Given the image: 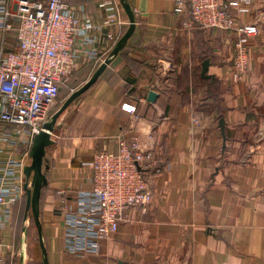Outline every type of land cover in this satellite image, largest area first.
<instances>
[{"label":"crops","instance_id":"0c3cea01","mask_svg":"<svg viewBox=\"0 0 264 264\" xmlns=\"http://www.w3.org/2000/svg\"><path fill=\"white\" fill-rule=\"evenodd\" d=\"M20 1L10 0L14 15ZM64 1L79 13L82 7L80 14L95 23L106 22L102 4L110 0ZM113 1L123 24L98 35L100 64L130 26L120 0ZM127 2L136 18L133 35L58 119L54 144L46 149L40 219L48 264H264V0H253L251 13L240 18L258 25L259 33L237 81L235 33L185 28L188 19L175 14V0ZM108 33L116 44L105 40ZM18 45L15 31L0 29V53L16 52ZM129 106L135 113L126 111ZM119 137L137 138L154 152L153 201L146 215L127 211L98 255L74 256L65 250V210H75L79 196L92 190L89 164L98 152L116 151ZM2 139L0 133V176L11 161L30 165L29 137H20L16 151ZM15 181L9 176L4 184ZM16 204L0 233V257L4 264H44L13 222Z\"/></svg>","mask_w":264,"mask_h":264},{"label":"built area","instance_id":"2783aa9c","mask_svg":"<svg viewBox=\"0 0 264 264\" xmlns=\"http://www.w3.org/2000/svg\"><path fill=\"white\" fill-rule=\"evenodd\" d=\"M102 7L109 13L104 25L82 16V7L80 14L64 0H21L16 15L10 0H0V29L15 31L19 44L16 52L0 53V133L7 149L16 151L20 137H29L32 145L66 81L81 64L101 63L98 35L106 26L123 24L119 4L110 0ZM252 7L253 0H175L174 12L188 19L187 29L236 34L233 75L237 81L248 69V47L259 33L258 25L240 23ZM105 40L117 42L112 33ZM124 108L135 113V108ZM5 127L9 131L4 132ZM89 166L92 190L83 192L76 209L67 208L64 214L65 250L77 257L98 255L102 243L118 233L127 211L148 213L153 201L151 173L157 163L154 152L143 149L137 138L119 137L116 151L98 152ZM8 167V176H0V233L13 206L25 195L23 161H11ZM9 176L16 181L5 186Z\"/></svg>","mask_w":264,"mask_h":264},{"label":"water","instance_id":"95a60500","mask_svg":"<svg viewBox=\"0 0 264 264\" xmlns=\"http://www.w3.org/2000/svg\"><path fill=\"white\" fill-rule=\"evenodd\" d=\"M120 4L123 7L130 26L125 35L117 42L114 49L110 55L103 61L100 67L96 70L93 76L77 91H75L63 104V106L57 111V113L52 117L51 121L47 122L43 126V130L37 134L33 140L32 148L30 150L29 157L31 159V164L25 167L24 174L26 177V183L24 185V192L27 197L26 212L28 216L30 213L33 216L38 235L39 243L44 259V264H48V252L45 247L44 242V232L43 226L40 219V200L42 195V190L48 186V181L44 173V159L46 156V149L54 144L52 140V133L54 132L55 126L58 119L62 114L84 93H86L91 87H93L101 75L105 72L107 67L111 62L118 56V54L124 49L128 40L134 33L135 30V13L131 6L128 4L127 0H120ZM209 61H205L203 64V77L206 76L208 71ZM157 99V94L151 92L149 94L148 100L154 103ZM224 121L220 122L221 129L224 130ZM45 166V169H48Z\"/></svg>","mask_w":264,"mask_h":264},{"label":"rangeland","instance_id":"374dc122","mask_svg":"<svg viewBox=\"0 0 264 264\" xmlns=\"http://www.w3.org/2000/svg\"><path fill=\"white\" fill-rule=\"evenodd\" d=\"M93 63L81 64L80 67L75 71V73L67 80L64 86H62L60 95L56 103L50 108L47 115V119L51 121L52 117L57 113V111L63 106L66 100L77 90H79L94 74V72L99 68ZM96 68V70H94ZM80 99V98H79ZM78 101V100H77ZM65 113V112H64ZM63 113V114H64ZM62 114V115H63ZM60 119V118H59ZM48 121V122H49ZM28 163L31 164V159H28ZM26 212V198H24L19 205H17L13 212V222L15 223L22 233L26 236L29 242L30 248L34 250L35 255L41 260L42 253L39 246V239L37 229L34 224L33 216L30 213L28 216ZM42 262V261H41Z\"/></svg>","mask_w":264,"mask_h":264},{"label":"trees","instance_id":"16d2710c","mask_svg":"<svg viewBox=\"0 0 264 264\" xmlns=\"http://www.w3.org/2000/svg\"><path fill=\"white\" fill-rule=\"evenodd\" d=\"M98 64H100V63H98ZM95 72H96V71H95ZM95 72H94V73H95ZM92 76H93V75H92ZM92 76H91V77H92ZM66 82H67V81H66ZM84 94H85V93H84ZM84 94H83V95H84ZM59 95H60V94H59ZM80 97H81V96H80ZM80 97H79V98H80ZM79 98H78V99H79ZM78 99H77V100H78ZM77 100H76V101H77ZM44 189H45V188H44ZM44 189H43V190H44ZM43 190H42V192H43ZM41 196H42V195H41ZM24 198H26V204H27V197H26V195H24V197H23L21 200H19V202H17L16 206L19 205L20 202H21ZM33 220H34V219H33ZM34 224H35V222H34ZM35 227H36V225H35ZM36 229H37V228H36ZM37 233H38V231H37ZM38 239H39V235H38Z\"/></svg>","mask_w":264,"mask_h":264}]
</instances>
